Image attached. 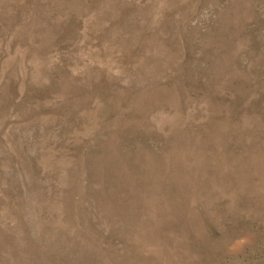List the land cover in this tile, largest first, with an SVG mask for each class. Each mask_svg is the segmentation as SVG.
Returning a JSON list of instances; mask_svg holds the SVG:
<instances>
[{"label": "rangeland", "instance_id": "rangeland-1", "mask_svg": "<svg viewBox=\"0 0 264 264\" xmlns=\"http://www.w3.org/2000/svg\"><path fill=\"white\" fill-rule=\"evenodd\" d=\"M0 264H264V0H0Z\"/></svg>", "mask_w": 264, "mask_h": 264}]
</instances>
